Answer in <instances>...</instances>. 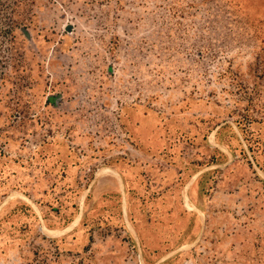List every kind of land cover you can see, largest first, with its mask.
Wrapping results in <instances>:
<instances>
[{
  "label": "rangeland",
  "instance_id": "obj_1",
  "mask_svg": "<svg viewBox=\"0 0 264 264\" xmlns=\"http://www.w3.org/2000/svg\"><path fill=\"white\" fill-rule=\"evenodd\" d=\"M0 264H264V0H0Z\"/></svg>",
  "mask_w": 264,
  "mask_h": 264
},
{
  "label": "bare ground",
  "instance_id": "obj_2",
  "mask_svg": "<svg viewBox=\"0 0 264 264\" xmlns=\"http://www.w3.org/2000/svg\"><path fill=\"white\" fill-rule=\"evenodd\" d=\"M100 173H101V171H100ZM99 173V174H100ZM102 174H106V175H109V176H115V177H117L118 175L112 170V169H110V168H104L103 170H102ZM101 174V175H102ZM191 199L189 198V196H186V202H187V204L190 206V201ZM194 206V205H193Z\"/></svg>",
  "mask_w": 264,
  "mask_h": 264
}]
</instances>
